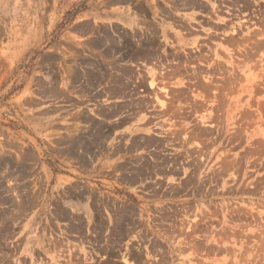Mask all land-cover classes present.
<instances>
[{
    "label": "rangeland",
    "instance_id": "1",
    "mask_svg": "<svg viewBox=\"0 0 264 264\" xmlns=\"http://www.w3.org/2000/svg\"><path fill=\"white\" fill-rule=\"evenodd\" d=\"M0 2V264H264V0Z\"/></svg>",
    "mask_w": 264,
    "mask_h": 264
},
{
    "label": "crops",
    "instance_id": "2",
    "mask_svg": "<svg viewBox=\"0 0 264 264\" xmlns=\"http://www.w3.org/2000/svg\"><path fill=\"white\" fill-rule=\"evenodd\" d=\"M136 1H141V0H136ZM2 2V1H1ZM0 2V3H1ZM144 2V4H145V2L146 1H143ZM4 3H5V1H4ZM147 3V2H146ZM148 4V3H147ZM2 4H0V6H1ZM136 6V5H135ZM171 6V8H170V12L171 13H174V18H175V20H176V22L177 21H180L179 23L180 24H182L183 25V27H180V26H178V25H176V24H174V22H171L170 24L172 25V29H171V31H167L168 32V34H173L174 35V37L176 38L177 36H175V31L176 32H178L179 34H185V32L186 31H188V26H187V20L189 19V17H190V14L187 12V10L188 9H183L184 7H182V6H180L179 8H174L172 5H170V4H168V6L166 7V9L168 8V7H170ZM134 10H135V8H134ZM119 12V11H118ZM121 13V16L119 17V18H121V17H124L125 19L126 18H128V17H130V15L129 14H126V12L125 11H121V12H119V14ZM135 14H136V11L134 12ZM139 18H140V16L139 15H137L136 14V23L138 24V26H141V24H144V23H141V22H137V19L139 20ZM168 22V21H167ZM151 23V22H150ZM168 25V24H167ZM166 28H169V27H167L166 26ZM174 30V31H173ZM175 38H172V39H175ZM171 39V38H170ZM139 68H141V73H144V69H142V68H144L143 67V65L141 64L140 66H138Z\"/></svg>",
    "mask_w": 264,
    "mask_h": 264
},
{
    "label": "bare ground",
    "instance_id": "3",
    "mask_svg": "<svg viewBox=\"0 0 264 264\" xmlns=\"http://www.w3.org/2000/svg\"><path fill=\"white\" fill-rule=\"evenodd\" d=\"M152 24V23H151Z\"/></svg>",
    "mask_w": 264,
    "mask_h": 264
}]
</instances>
